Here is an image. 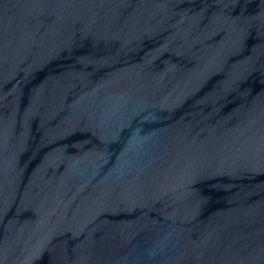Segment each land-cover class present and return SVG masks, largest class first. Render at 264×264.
I'll return each instance as SVG.
<instances>
[{
	"label": "water",
	"instance_id": "1",
	"mask_svg": "<svg viewBox=\"0 0 264 264\" xmlns=\"http://www.w3.org/2000/svg\"><path fill=\"white\" fill-rule=\"evenodd\" d=\"M0 264H264V0H0Z\"/></svg>",
	"mask_w": 264,
	"mask_h": 264
}]
</instances>
